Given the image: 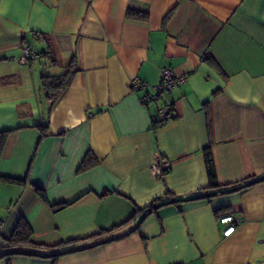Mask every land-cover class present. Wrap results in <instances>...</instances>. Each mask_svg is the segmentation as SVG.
Listing matches in <instances>:
<instances>
[{
	"label": "crops",
	"instance_id": "0c3cea01",
	"mask_svg": "<svg viewBox=\"0 0 264 264\" xmlns=\"http://www.w3.org/2000/svg\"><path fill=\"white\" fill-rule=\"evenodd\" d=\"M23 45L41 55L19 63ZM74 58L50 103L41 76ZM163 67L186 82L143 102ZM4 130L0 264H264V180L192 199L208 146L220 185L264 178V0H0ZM227 211L240 222L224 236ZM22 218L33 244L6 245Z\"/></svg>",
	"mask_w": 264,
	"mask_h": 264
},
{
	"label": "trees",
	"instance_id": "16d2710c",
	"mask_svg": "<svg viewBox=\"0 0 264 264\" xmlns=\"http://www.w3.org/2000/svg\"><path fill=\"white\" fill-rule=\"evenodd\" d=\"M128 14H136L137 15L138 13L130 11ZM139 15L140 14H138V16ZM142 15L143 14H141L140 16H142ZM43 53H48V52H43ZM40 55H41V53L39 52V56ZM76 70H77L76 60L74 58L67 65L65 72H63L62 74H59V75H42L41 76L40 89L43 92L45 98L48 99L50 101V103L53 104L59 98V96L62 94L64 89L67 87V85L71 81V78H72V76ZM8 132H9V130L0 131V155L2 153V149L4 147ZM208 132L211 133V119H210V117L208 119ZM203 156H204L205 171H206L207 180H208V184L206 187L207 193L205 195H202V196L193 197L192 199L200 198V197H207L208 198L211 196H215L217 194H224V193H228V192H233L236 190H240V189L249 187L256 182L264 180V178L250 177L249 180L245 179V180H243L239 183H235L233 185L222 186L218 183V180H217L214 158H213V154H212V151L210 149V146L206 147L203 150ZM94 164H96V159L90 153H88L86 155V157L84 158V160L82 161L79 169L85 170ZM168 169H162L160 175H164L168 171ZM4 180H6L8 182L19 183V184H25L26 183L25 180H20V179L4 178ZM35 189H36V192L38 193V195L40 196V198H42L43 200H46V197H45L43 190L38 188V187H36ZM62 206L63 205H61L60 207H62ZM151 207H153V206L151 205ZM59 208H55V209H59ZM139 211H140L139 209L136 210L135 214H137ZM145 211L146 212L149 211L148 208H146ZM227 212H230V211H227ZM31 232H32V230H31V227L29 226L28 222L23 218L20 219L18 221V223L16 224L11 237L6 241V245L11 246V247L22 246V245H32L33 243L30 240ZM13 252H15V251H13ZM13 252H11V253H13Z\"/></svg>",
	"mask_w": 264,
	"mask_h": 264
},
{
	"label": "built area",
	"instance_id": "2783aa9c",
	"mask_svg": "<svg viewBox=\"0 0 264 264\" xmlns=\"http://www.w3.org/2000/svg\"><path fill=\"white\" fill-rule=\"evenodd\" d=\"M38 56L39 51L32 49L28 45H23L21 53L16 59L19 63H27ZM186 80L187 77L185 74H177L170 67H163L161 69L160 78L154 85H151L150 87L154 90V92L152 94L144 93L142 96V101L147 102L150 99H156L161 93L167 92L176 86L183 85ZM129 85L132 91L144 90L148 86L146 83L137 78L131 79ZM172 112L173 108L171 105H163L158 107L155 113L152 115L154 124L159 126L162 125L172 116ZM168 168H170V161L167 158L156 154L152 164L153 172L160 174L162 169ZM239 222L240 218L232 212L218 216V223L221 225V232L224 236H228L234 232Z\"/></svg>",
	"mask_w": 264,
	"mask_h": 264
}]
</instances>
